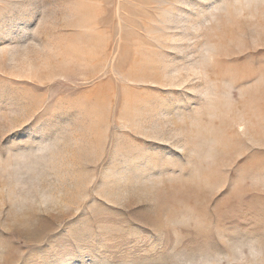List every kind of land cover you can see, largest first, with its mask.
Listing matches in <instances>:
<instances>
[{
  "label": "rangeland",
  "instance_id": "obj_1",
  "mask_svg": "<svg viewBox=\"0 0 264 264\" xmlns=\"http://www.w3.org/2000/svg\"><path fill=\"white\" fill-rule=\"evenodd\" d=\"M16 128L0 264H264V0H0Z\"/></svg>",
  "mask_w": 264,
  "mask_h": 264
},
{
  "label": "snow or ice",
  "instance_id": "obj_2",
  "mask_svg": "<svg viewBox=\"0 0 264 264\" xmlns=\"http://www.w3.org/2000/svg\"><path fill=\"white\" fill-rule=\"evenodd\" d=\"M41 110H42V109H40L39 111H37V112L35 113V115H33V117L28 121L27 124L31 123V121L35 118V116H36ZM27 124H26V125H27ZM26 125H23L22 128H23L24 126H26ZM20 129H21V128H16V129H13V130L7 131V132L4 134V136H3L2 138H0V139H3V138H5V137L11 135L13 132H17V131H19Z\"/></svg>",
  "mask_w": 264,
  "mask_h": 264
}]
</instances>
